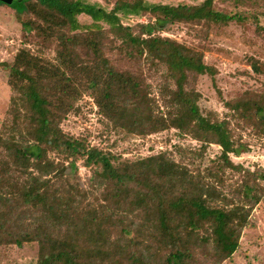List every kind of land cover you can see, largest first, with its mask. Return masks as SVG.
<instances>
[{
    "label": "trees",
    "instance_id": "1",
    "mask_svg": "<svg viewBox=\"0 0 264 264\" xmlns=\"http://www.w3.org/2000/svg\"><path fill=\"white\" fill-rule=\"evenodd\" d=\"M0 4L15 11L22 39L0 61L10 91L0 124V246L34 242L32 264L230 261L252 210L264 205V165L231 156L250 151L239 131L264 139V88L225 98L203 51L162 32L187 25L200 40L250 20L264 39V10L224 11L215 0ZM203 76L221 116L200 106ZM84 96L125 135L173 129L198 146L124 157L93 143L88 129L63 128ZM210 144L219 151L201 165Z\"/></svg>",
    "mask_w": 264,
    "mask_h": 264
},
{
    "label": "rangeland",
    "instance_id": "2",
    "mask_svg": "<svg viewBox=\"0 0 264 264\" xmlns=\"http://www.w3.org/2000/svg\"><path fill=\"white\" fill-rule=\"evenodd\" d=\"M91 1V0H90ZM169 3L198 2L200 0H153ZM260 3H263L260 5ZM215 6L224 11L245 10L257 12L264 10V0H257L255 5L251 0L239 3L235 6L233 0H215ZM259 21L264 25V16L258 14ZM81 21L89 22V18L81 15ZM131 17L130 22L141 21ZM193 29L187 25H178L173 31L162 32L195 48L201 49L204 61L213 65L218 73V86L225 98L235 97L245 89L264 88V39L254 32V25L250 20L239 24L232 22L226 26L213 27L203 39L193 36ZM21 27L16 18L15 11L10 6L0 4V61L11 60L16 50L21 46ZM46 52V56L51 57ZM255 59L257 64H252ZM257 69V71H255ZM198 89L201 91L200 106L204 110H211L221 116L224 107L218 93L212 86L209 78H200ZM9 86L6 72L0 69V124L5 114L9 99ZM78 112L68 114L63 122V128L78 133L88 129L95 136L93 143L124 157L145 156L162 149H171L175 145L183 147H197L198 144L190 137H179L173 129L146 135H125L121 130H114L111 124L101 119L96 113V106L87 96L80 101ZM243 141L249 143L250 151L232 156L236 162H242L246 166L253 164L264 165V139L250 136L245 131H239ZM219 151V146L210 144L201 165L207 163ZM82 175L89 173L87 169L80 168ZM251 223L243 229L240 243L230 261L223 264H264V205L258 204L251 213ZM36 257V244L24 243L21 246H0V264H32Z\"/></svg>",
    "mask_w": 264,
    "mask_h": 264
},
{
    "label": "water",
    "instance_id": "3",
    "mask_svg": "<svg viewBox=\"0 0 264 264\" xmlns=\"http://www.w3.org/2000/svg\"><path fill=\"white\" fill-rule=\"evenodd\" d=\"M0 1H2L4 3H12L14 0H0Z\"/></svg>",
    "mask_w": 264,
    "mask_h": 264
}]
</instances>
